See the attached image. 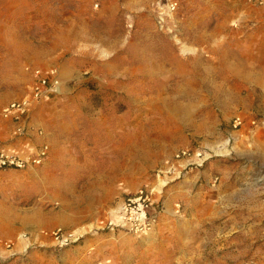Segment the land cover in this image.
<instances>
[{
  "label": "rangeland",
  "instance_id": "1",
  "mask_svg": "<svg viewBox=\"0 0 264 264\" xmlns=\"http://www.w3.org/2000/svg\"><path fill=\"white\" fill-rule=\"evenodd\" d=\"M14 4L0 108L33 68H56L61 90L31 113L48 158L0 171V264H264V6L180 0L174 37L143 0H0ZM140 188L156 228L109 227ZM57 228L83 237L61 247Z\"/></svg>",
  "mask_w": 264,
  "mask_h": 264
},
{
  "label": "built area",
  "instance_id": "2",
  "mask_svg": "<svg viewBox=\"0 0 264 264\" xmlns=\"http://www.w3.org/2000/svg\"><path fill=\"white\" fill-rule=\"evenodd\" d=\"M143 1L144 8L150 11L157 29L177 37L180 0ZM256 2L264 6V0ZM94 5L98 7L99 3ZM32 72L35 80L29 94L0 108V171L41 165L50 154V144L46 140L37 141L32 138L31 113L37 102L60 93V76L56 68H33ZM108 224L112 229H122L136 235L152 232L158 224L154 192L140 188L134 194L126 196ZM50 235L61 247L80 242L83 237L82 233L62 228L53 229ZM12 245L11 241L0 240L1 247L12 248Z\"/></svg>",
  "mask_w": 264,
  "mask_h": 264
},
{
  "label": "crops",
  "instance_id": "3",
  "mask_svg": "<svg viewBox=\"0 0 264 264\" xmlns=\"http://www.w3.org/2000/svg\"><path fill=\"white\" fill-rule=\"evenodd\" d=\"M8 6H9V8H8ZM6 8H4V7H0V13L1 12H3V11H7L8 9V11H10V9H14V10H17L19 7H20V5H17V4H14V6L13 5H8ZM11 7V8H10ZM6 18V17H5ZM9 23H6L4 20H2L1 19V17H0V28H6L7 27V25H8ZM32 264H40V262H36V261H33L32 262ZM64 264H76V262H74V263H70V262H67V263H64ZM78 264V263H77Z\"/></svg>",
  "mask_w": 264,
  "mask_h": 264
},
{
  "label": "bare ground",
  "instance_id": "4",
  "mask_svg": "<svg viewBox=\"0 0 264 264\" xmlns=\"http://www.w3.org/2000/svg\"><path fill=\"white\" fill-rule=\"evenodd\" d=\"M182 48H183V50H184V52H187V53H190V52H192V51H195V49L196 48H193V47H191V46H189V45H187V44H185V43H183L182 44ZM222 150V149H221ZM224 153V152H223ZM264 167V166H263ZM263 179V178H262ZM260 181V180H259ZM257 189V188H256ZM233 191V190H232ZM253 191V190H252ZM259 192V191H258ZM263 193V192H262ZM246 196V195H245ZM244 196V197H245ZM254 196V195H253ZM257 196V195H256ZM229 198V197H228ZM251 200V199H250ZM234 201V200H233ZM245 201V200H244ZM234 204V203H233ZM242 204V203H241ZM232 205V204H231ZM170 207V206H169ZM239 208H240V206H239ZM169 210V209H168ZM84 231V228H80V231ZM89 230V229H88ZM88 230H86V231H88ZM81 231V232H82ZM257 231V230H256ZM85 232V231H84ZM256 234V233H255ZM148 236V235H147ZM251 237H252V235H250ZM245 238H246V236H245ZM254 238V237H253ZM243 244V243H242ZM248 244V243H247ZM247 246V245H246ZM249 247V246H248ZM251 249V248H250ZM208 250V249H207ZM233 250V249H232ZM251 251V250H250ZM236 253V252H235ZM207 257V256H206ZM242 257V256H241ZM218 263V262H217ZM216 263V264H217ZM240 263V262H239Z\"/></svg>",
  "mask_w": 264,
  "mask_h": 264
}]
</instances>
